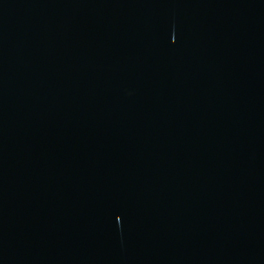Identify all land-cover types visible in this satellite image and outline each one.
I'll return each instance as SVG.
<instances>
[{"label":"water","instance_id":"1","mask_svg":"<svg viewBox=\"0 0 264 264\" xmlns=\"http://www.w3.org/2000/svg\"><path fill=\"white\" fill-rule=\"evenodd\" d=\"M0 264H264V0H0Z\"/></svg>","mask_w":264,"mask_h":264}]
</instances>
